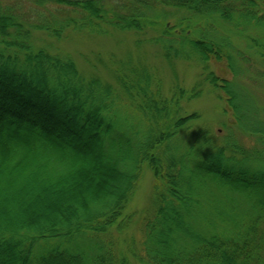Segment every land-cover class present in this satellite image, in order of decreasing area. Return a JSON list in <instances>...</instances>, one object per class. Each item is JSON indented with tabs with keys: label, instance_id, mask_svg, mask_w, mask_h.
<instances>
[{
	"label": "trees",
	"instance_id": "obj_1",
	"mask_svg": "<svg viewBox=\"0 0 264 264\" xmlns=\"http://www.w3.org/2000/svg\"><path fill=\"white\" fill-rule=\"evenodd\" d=\"M149 30L91 71L56 46ZM144 44L196 82L164 95ZM210 59L264 79V0H0V264H264V111ZM206 85L234 119L223 136L184 110Z\"/></svg>",
	"mask_w": 264,
	"mask_h": 264
},
{
	"label": "rangeland",
	"instance_id": "obj_2",
	"mask_svg": "<svg viewBox=\"0 0 264 264\" xmlns=\"http://www.w3.org/2000/svg\"><path fill=\"white\" fill-rule=\"evenodd\" d=\"M170 24H172L171 21ZM156 33L157 31L153 30H149L144 35L140 36L133 35L132 33H113L112 35L95 39L81 35H73L64 39L60 43H57L56 46L58 49L71 54L77 61V65L80 69L91 71L89 70V64H97L96 62L98 61V58L104 62H110L113 58H123L127 53L136 56L138 51L134 49L133 41L135 39L144 40L156 36ZM42 39L44 40L45 38L41 36V40ZM231 40L234 45L242 46L240 44L242 40L237 34H231ZM155 53L153 46L144 44L141 49L142 56H139L148 60L156 69L157 74L162 78L164 95H168L171 85L175 80H177L183 88L189 89L198 79L197 69L184 60L175 63L176 74L174 78L167 65L162 62L161 57ZM246 54L249 56L250 60H252L253 64H255V67L259 66L261 68V66L255 62L258 60V57L253 55L252 51H247ZM88 58H90L92 62L86 61ZM208 64L210 70H212L219 78L238 83L241 86V89L248 94L251 101H255L258 108H261V110L264 111V79L255 78L254 75L256 74H254V72H249L250 74H248L247 77L236 78L226 67L225 61H215L214 59H210ZM101 74L105 75L103 71H101ZM249 78L254 82L252 83ZM203 90L204 92L198 98L184 104V110L186 112H197L200 115L201 122L211 129L213 136H223L227 133L226 129H221L219 127V123H226V126L231 125L232 128H236L234 126L235 124H232L234 123V119L231 116L230 109L226 106L223 100L216 97L217 94L224 97L223 93L219 91L216 92L217 94L214 93L208 88V85L204 86ZM238 138L244 145H250L251 143V139L248 137L239 135ZM150 184L151 175L149 172H146L138 184L136 195L129 210L139 211L146 206L149 197ZM136 222L137 221L135 220L131 229H128L126 232L128 236L131 234L136 236L139 227L138 222ZM128 236L125 234L124 238Z\"/></svg>",
	"mask_w": 264,
	"mask_h": 264
}]
</instances>
